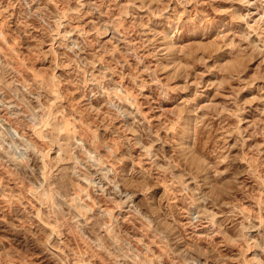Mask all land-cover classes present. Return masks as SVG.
Returning <instances> with one entry per match:
<instances>
[{
    "label": "rangeland",
    "instance_id": "374dc122",
    "mask_svg": "<svg viewBox=\"0 0 264 264\" xmlns=\"http://www.w3.org/2000/svg\"><path fill=\"white\" fill-rule=\"evenodd\" d=\"M0 264H264V0H0Z\"/></svg>",
    "mask_w": 264,
    "mask_h": 264
}]
</instances>
